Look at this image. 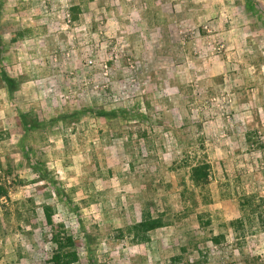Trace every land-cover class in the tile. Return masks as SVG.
I'll use <instances>...</instances> for the list:
<instances>
[{"label": "rangeland", "instance_id": "obj_1", "mask_svg": "<svg viewBox=\"0 0 264 264\" xmlns=\"http://www.w3.org/2000/svg\"><path fill=\"white\" fill-rule=\"evenodd\" d=\"M67 252L264 264V0H0V264Z\"/></svg>", "mask_w": 264, "mask_h": 264}, {"label": "trees", "instance_id": "obj_2", "mask_svg": "<svg viewBox=\"0 0 264 264\" xmlns=\"http://www.w3.org/2000/svg\"><path fill=\"white\" fill-rule=\"evenodd\" d=\"M5 84H6V88H7V93L8 96L12 98V94L14 91V81L10 78L5 77ZM80 112L74 111L72 112L70 115L76 117ZM95 116H106L107 113L104 111H96L93 112ZM113 115V113L111 114ZM108 116V115H107ZM19 117L22 121V123L24 125H27V120H26V116H24V114L19 113ZM32 169L34 170V172L36 174H38V170L34 167H32ZM207 173L204 171V168L202 167H195L192 169V175H191V179L193 181H206L207 180ZM48 218V216H47ZM163 224H161L159 219H154V220H145L141 223H139L138 225H136L133 230H134V234H135V238L137 239L138 243H144L148 240L147 234L148 232L155 230L157 228L162 227ZM81 241L80 240H73L72 238H67L65 241V248H69V247H80L81 246ZM76 254L74 252H67L64 255L62 254H54L51 258V263L52 264H62L64 263L62 261V259H66L65 264L66 263H71L76 261Z\"/></svg>", "mask_w": 264, "mask_h": 264}]
</instances>
